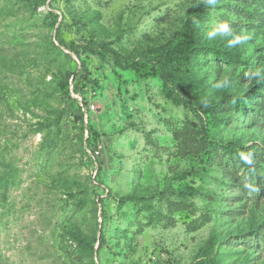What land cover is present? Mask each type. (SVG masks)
Here are the masks:
<instances>
[{"label": "rangeland", "instance_id": "obj_1", "mask_svg": "<svg viewBox=\"0 0 264 264\" xmlns=\"http://www.w3.org/2000/svg\"><path fill=\"white\" fill-rule=\"evenodd\" d=\"M0 264H264V0H0Z\"/></svg>", "mask_w": 264, "mask_h": 264}, {"label": "trees", "instance_id": "obj_2", "mask_svg": "<svg viewBox=\"0 0 264 264\" xmlns=\"http://www.w3.org/2000/svg\"><path fill=\"white\" fill-rule=\"evenodd\" d=\"M34 1V0H33ZM198 14H195L193 18H191L187 24V27L184 32L180 34V37L172 42H168L162 46H158L153 50L155 53V60L150 64V70L152 73H158L159 77L162 79L165 87L167 85V81L171 77H176L174 74L169 72V64L177 59H183L185 60L189 65H199L203 62L200 55V53H204L206 58L209 60L215 61L217 65L223 66L227 65L229 68L233 70H238V75L240 76H248L250 73L249 64L245 60H243L242 57H240L237 54L231 53L224 48L220 46H207V47H199L197 48L195 43V25L197 23L198 17H200V13H202V10L197 11ZM259 17V14H256V18ZM101 52L103 55L110 52L111 50L106 47L105 45H101ZM134 67V66H130ZM80 69L82 71L85 70V66L81 65ZM260 82V79L256 75L254 77V84L257 86ZM249 96L245 97L247 99ZM227 103L225 106L220 107V109H225L226 111L232 107V110H245L244 108V100L242 97H230L229 99L225 100ZM83 105V104H82ZM85 107L88 108V104H85ZM81 110V108H80ZM87 110V109H86ZM84 115L83 112H81L80 117L82 118ZM223 119V118H222ZM233 120L230 118L227 119V123H232ZM225 122L222 123V125ZM86 130L88 131L87 137L85 138L89 142L92 140L94 131L91 130L89 126L86 127ZM209 148L208 151H211L213 144L208 143ZM220 148L226 149L223 145H220ZM224 154H230L231 159H236L237 155H233L231 152H227L226 150L223 151ZM182 195L185 194H199V191L194 187H187L185 190H183ZM135 198L132 196H122L120 198V203H124L126 201H133ZM96 240L93 241L95 243Z\"/></svg>", "mask_w": 264, "mask_h": 264}, {"label": "clouds", "instance_id": "obj_3", "mask_svg": "<svg viewBox=\"0 0 264 264\" xmlns=\"http://www.w3.org/2000/svg\"><path fill=\"white\" fill-rule=\"evenodd\" d=\"M223 30H224V31H227V30H228V29H227V25L224 26ZM237 39H246V37H243V38L238 37Z\"/></svg>", "mask_w": 264, "mask_h": 264}, {"label": "built area", "instance_id": "obj_4", "mask_svg": "<svg viewBox=\"0 0 264 264\" xmlns=\"http://www.w3.org/2000/svg\"><path fill=\"white\" fill-rule=\"evenodd\" d=\"M93 106H91V108H92Z\"/></svg>", "mask_w": 264, "mask_h": 264}]
</instances>
